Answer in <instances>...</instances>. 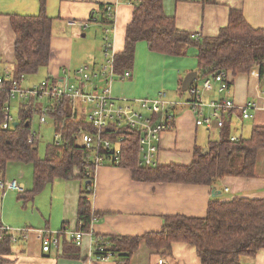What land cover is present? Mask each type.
Here are the masks:
<instances>
[{
    "label": "crops",
    "instance_id": "crops-1",
    "mask_svg": "<svg viewBox=\"0 0 264 264\" xmlns=\"http://www.w3.org/2000/svg\"><path fill=\"white\" fill-rule=\"evenodd\" d=\"M101 4L116 6L115 31L111 35L115 53L124 49L126 29L133 16V4L128 0H48L47 14L55 18V21L51 60L47 67H43L46 68L47 77L40 83L48 77H59L61 81L65 76L64 69L75 72L85 65L83 61L90 60V54L99 53L88 52L80 62L76 59L75 48L104 47L103 26L93 20V16L101 15ZM164 5L165 13L175 18L179 29L204 37L217 36L220 30L228 25L232 9L241 10L252 27L264 28V0H216L215 3H206L203 0H165ZM39 12V0H0L1 76L12 78L16 62V36L11 27L10 15H36ZM71 20L89 22V27L83 30L70 25ZM142 52L151 57L148 62L140 63ZM102 63L93 60L89 65L99 67ZM141 66H147L144 79L140 72ZM133 69L135 70L132 71L130 79H116L112 84V94L118 100L154 97L160 90L169 88L170 99L179 102L175 109L174 129L161 135L157 164H189L193 160L196 146L206 148L209 140L219 139L221 130L218 127L197 126L194 110L185 103L191 98L190 91L183 95H179L177 91L189 72H198L196 48L190 47L185 56H167L152 52L146 42H139ZM153 69H156V75L154 83L151 84L147 79ZM167 76L169 83L165 80ZM72 79L78 78L72 76ZM25 80L26 77L22 82L23 87H31L34 84L26 85ZM229 80L232 84L225 93L220 94L216 86L211 91H205L203 99L205 102L222 97L233 99L237 108L225 116L230 134L249 138L254 127H264V83L260 68L253 67L250 72L229 77ZM202 81L203 78H199L198 84L201 85ZM46 101L39 99V104L43 107ZM249 101L255 102L258 108L252 111V118L243 119L239 108ZM18 104L20 105V100ZM212 133H215V136H212ZM15 167L21 173L17 177L6 175L5 180H16L25 187L23 194L18 193L19 198L24 199L25 210H17L15 204L11 203L15 197L12 189L7 190L5 195L0 192V214L3 223L14 228H46L56 232L79 229L78 205L84 188L83 180L56 179L41 192L32 194L30 190L33 185V168L23 165ZM235 197L264 198V148L258 152L253 177H225L210 186L141 182L133 179L129 168L105 164L95 171L92 208L93 213L99 212L102 215H95L96 220L91 229L95 234L109 236H141L148 232L160 231L166 216H204L212 200ZM61 237L58 248L44 252L36 233L31 231L27 239L15 243L12 254L7 256L10 261L6 264H123L117 258L108 262L95 260L91 250L92 236L88 233L82 240L80 257H66L64 243L71 238L63 233ZM157 260L155 250L142 241L128 264H155ZM169 262L202 264L194 247L185 244L175 245ZM242 264H264V249L256 256L244 258Z\"/></svg>",
    "mask_w": 264,
    "mask_h": 264
},
{
    "label": "trees",
    "instance_id": "trees-1",
    "mask_svg": "<svg viewBox=\"0 0 264 264\" xmlns=\"http://www.w3.org/2000/svg\"><path fill=\"white\" fill-rule=\"evenodd\" d=\"M39 3L40 12L36 15H10L16 36V62L12 78L7 79L5 88L0 90V180H5L12 163L32 165V194L41 192L56 179L80 178L84 188L78 205L79 230L89 231L93 217L102 213H93L92 208L95 162L92 152L81 141L80 131H93V128L85 121V114H73L72 105L66 98L60 102L46 99L47 117L54 123L55 134L63 130V140L60 145L53 140L43 157L39 153V134L32 127L34 116L43 112L39 99L20 101V116L18 120L14 119L18 124L14 126L13 122L12 126L3 127L5 106L11 102L8 88L14 81L38 73L51 60L55 18L47 14L48 0H39ZM164 3L165 0H134L124 49L115 56L119 74L132 73L137 44L146 42L150 51L167 56H185L190 47L196 48L198 79L203 78L202 83L219 72H227L229 77H234L248 73L256 66L260 68L264 83V28L252 27L241 10L232 9L228 25L217 36H200L179 29L175 18L165 13ZM106 6L101 4L102 10ZM51 79L48 77L47 80ZM198 79L193 87L202 85L198 84ZM226 84L229 89L232 84L229 78ZM177 91L179 95L189 92L182 90V82ZM226 120L219 139L209 140L206 148L196 146L189 164L139 165L141 133L131 130L124 142L126 153L118 166L129 168L137 181L153 183L210 186L225 177H253L258 152L264 148V127H254L249 138L240 136L235 141ZM95 235L109 240L114 258L123 264L129 263L142 241L155 250L158 260L165 258L169 261L175 245L185 244L194 247L202 264H242L244 258L256 256L264 249V198H216L209 203L204 216H166L160 231L141 236ZM14 244L11 234L0 240V264L10 261L7 256L12 254ZM64 244L66 257H80V246L74 240Z\"/></svg>",
    "mask_w": 264,
    "mask_h": 264
},
{
    "label": "built area",
    "instance_id": "built-area-1",
    "mask_svg": "<svg viewBox=\"0 0 264 264\" xmlns=\"http://www.w3.org/2000/svg\"><path fill=\"white\" fill-rule=\"evenodd\" d=\"M134 4V0H128ZM103 26L104 47L103 52L105 62L99 67L89 64L80 66L75 72L64 69V78L44 80L40 84L31 87H23V78L14 81L13 86L8 88L10 99L20 101L33 99H51L60 102L68 99L72 105L73 114H85V121L93 128V131L81 129L80 137L84 146L92 152V159L95 162V171L99 166L110 164L120 165L126 153L125 140L128 132L136 130L141 133L139 150L141 158L139 165L156 166L159 142L164 132L172 131L175 122V108L179 105L178 101L171 100L166 90H160L154 97L118 100L112 94V84L116 79L127 80L132 77L130 71L119 74L116 70L115 45L112 32L115 31L116 6L107 5L105 10H101V15L93 16ZM70 25L78 26L85 30L89 27V22L69 21ZM75 76L77 80H73ZM227 72H219L214 77L204 80L201 86L190 87L191 98L185 102L196 114L197 126L211 128L218 127L220 130L224 126L225 116L237 108L233 99L222 97L219 99L205 102L203 95L205 91H211L217 86L220 94L227 91ZM5 76L0 75V90L5 88ZM43 112L39 115V122L47 124V106H43ZM258 105L249 101L240 106L243 119L252 118L253 110ZM5 122L3 127L8 128L13 125L14 118L11 115L10 103L5 106ZM119 132L117 137L112 136ZM239 137L232 136V140L237 141ZM63 140V130L56 131L54 142L60 145ZM95 178V177H94ZM16 190L23 194L25 187L18 184L16 180H0V192L5 195L7 190ZM96 220L94 216L91 222ZM35 232L41 242L44 252H50L52 248H58L62 241V233L68 234L78 246H81L84 235L87 233L92 236V256L100 262H108L115 255L109 248V240L96 237L93 230L89 231L74 230L56 232L50 229H34L29 227L14 228L3 223L0 214V240L5 239L8 234L13 236L15 243L21 239H27L30 232ZM156 264H170L165 258H160Z\"/></svg>",
    "mask_w": 264,
    "mask_h": 264
},
{
    "label": "rangeland",
    "instance_id": "rangeland-1",
    "mask_svg": "<svg viewBox=\"0 0 264 264\" xmlns=\"http://www.w3.org/2000/svg\"><path fill=\"white\" fill-rule=\"evenodd\" d=\"M75 52H76V59L80 62L83 61V58H84L83 56H85L88 52H90V53L99 52L97 55L90 54V56H89L90 60L83 61V64H90L91 61H93V60H97L98 62H103V63L105 62V56H104V52H103L102 48L101 49L100 48H75ZM82 53H83V55H81ZM149 58H151V57L147 56L145 53L142 52L140 63L148 62ZM146 67L147 66H141L142 70L140 72L143 75V79L145 77L144 71L146 70ZM143 68H145V69H143ZM134 70L135 69H133L132 71H134ZM45 72H46V68H42L36 74L27 75L26 80H25V84L29 85L30 83H34V84H32V86H33V85L40 83V81L43 78L47 77ZM155 75H156V69L151 70L149 75H148L147 81L149 83L153 84ZM165 80H167L169 83L168 76L166 77ZM164 90H166L167 92H171V90L169 88H165ZM176 90H177V88H176ZM42 101L45 102V100H42ZM177 107H178V105H177ZM11 115H12V117H14L15 120L19 119L20 114H19V104H18L17 99L11 101ZM32 127H33L34 131L39 134V140H40V142H39V153H40V156L43 157L46 154L47 146L49 144H51L54 140V136H55L54 123L49 118L47 124H41L39 122V115H36V116H34V119L32 122ZM213 134L215 136V133H212V136H213ZM18 165L29 166V167L33 168L31 164L26 165V164H22V163H12L9 165L8 171H7V175L9 177H17L19 175V173H21V172H18V168L15 167ZM13 192H14L15 197L13 198L11 203L15 204L14 206L16 207L17 210L19 208H20L19 210H25L24 199L19 198V196H18L19 192H16L15 190H13ZM28 204L29 203H27V205ZM14 245H16V244H14Z\"/></svg>",
    "mask_w": 264,
    "mask_h": 264
},
{
    "label": "water",
    "instance_id": "water-1",
    "mask_svg": "<svg viewBox=\"0 0 264 264\" xmlns=\"http://www.w3.org/2000/svg\"><path fill=\"white\" fill-rule=\"evenodd\" d=\"M199 75L197 71H191L189 72L182 81V90L188 91L190 87L193 85V83L198 79ZM18 122H14V126H16ZM205 152H207V149H205Z\"/></svg>",
    "mask_w": 264,
    "mask_h": 264
}]
</instances>
